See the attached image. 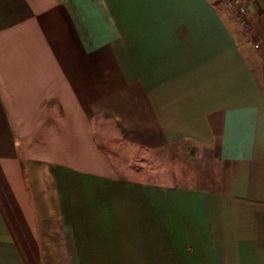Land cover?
Wrapping results in <instances>:
<instances>
[{
    "label": "crops",
    "instance_id": "obj_1",
    "mask_svg": "<svg viewBox=\"0 0 264 264\" xmlns=\"http://www.w3.org/2000/svg\"><path fill=\"white\" fill-rule=\"evenodd\" d=\"M248 3L0 0V264H264ZM180 145L216 178L169 174Z\"/></svg>",
    "mask_w": 264,
    "mask_h": 264
},
{
    "label": "rangeland",
    "instance_id": "obj_2",
    "mask_svg": "<svg viewBox=\"0 0 264 264\" xmlns=\"http://www.w3.org/2000/svg\"><path fill=\"white\" fill-rule=\"evenodd\" d=\"M2 20L0 18V25ZM194 149L192 147H188L187 145H180L177 148L170 149L169 156L161 157L164 160L170 161V171L169 174L174 176H180V174L188 173L194 174L195 172L198 173L201 177L204 178H213L216 176V166L209 159V155L204 156L202 159L194 157L193 155ZM166 161V162H169ZM132 174V173H131ZM170 175V178H171ZM152 179H157L156 174L148 177ZM168 177V179H170ZM216 178V177H215Z\"/></svg>",
    "mask_w": 264,
    "mask_h": 264
},
{
    "label": "built area",
    "instance_id": "obj_3",
    "mask_svg": "<svg viewBox=\"0 0 264 264\" xmlns=\"http://www.w3.org/2000/svg\"><path fill=\"white\" fill-rule=\"evenodd\" d=\"M225 8L234 16L243 30L248 31L246 13L248 0H223Z\"/></svg>",
    "mask_w": 264,
    "mask_h": 264
}]
</instances>
